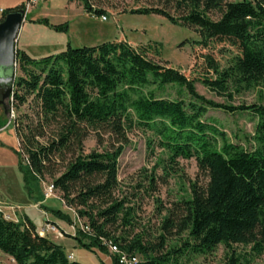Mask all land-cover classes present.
Segmentation results:
<instances>
[{
  "label": "trees",
  "instance_id": "1",
  "mask_svg": "<svg viewBox=\"0 0 264 264\" xmlns=\"http://www.w3.org/2000/svg\"><path fill=\"white\" fill-rule=\"evenodd\" d=\"M144 6L129 11L136 16H159L172 25L201 32L195 45L206 51L199 78L190 79L179 69L160 60L158 43L133 46L115 40L98 46L67 49L39 60L17 51L22 76L11 90L10 106L20 108L29 100L35 104V121L19 132L18 152L26 160L19 169L28 194L32 181L50 178L67 207L85 220L84 228L71 236L77 245L93 253L109 254L112 264L119 258L106 243L121 252L141 256L140 264H178L180 254L209 255L219 246L250 248L264 254V105L218 104L201 96L196 83L232 101L234 96L260 89L264 101V0H143ZM78 3L84 13L97 19L104 10L91 0ZM20 6L5 10L3 18ZM58 33L69 24L51 25L48 19L35 22ZM216 54L226 59L223 66ZM170 91H174L176 97ZM211 110L227 114H251L258 119L254 146L233 143L214 120ZM6 123L0 120V129ZM50 134L48 142L40 138ZM138 130L147 137L150 149L167 156V174L179 169V160L195 159L208 182L196 183L190 196L175 204L162 223L165 234L159 243H145L131 236L135 208L127 197L117 195L119 158L129 144V133ZM21 131V130H20ZM27 131V132H25ZM90 132L107 134L113 144L84 154ZM69 156V157H68ZM20 157V159H21ZM26 162V166L22 165ZM65 171L58 176L57 166ZM154 187L155 179L152 178ZM37 187V186H35ZM38 203V201H37ZM43 211L70 225L73 220L61 210ZM186 236L181 250L168 248V237ZM0 252L16 264H81L70 260L64 248L42 237L36 225L25 217L7 220L0 212ZM245 257L232 251L228 264H243Z\"/></svg>",
  "mask_w": 264,
  "mask_h": 264
},
{
  "label": "rangeland",
  "instance_id": "2",
  "mask_svg": "<svg viewBox=\"0 0 264 264\" xmlns=\"http://www.w3.org/2000/svg\"><path fill=\"white\" fill-rule=\"evenodd\" d=\"M48 1L0 0L8 9L24 5L29 10L27 21L21 30V34L23 33L21 43L28 46V53L34 59L51 56L55 49L65 51L68 45L72 48H81L98 46L115 40H126L136 47L147 43L160 44L161 62L179 69L190 79L199 78L203 70V55L206 51L195 45L196 41L201 40V32L192 27L172 25L159 16L130 15V10L144 6L143 0H91L96 8L104 10V16L107 18L105 21L86 15L78 3L71 7V11H68V20L57 21V16L52 14L53 5L48 8ZM55 2L61 6V4H67L68 0H55ZM47 14L50 16L51 23L54 24L69 21L68 34L58 33L49 27L35 23L45 18ZM58 40L64 42L63 48ZM47 50L48 52H45ZM216 58L223 66L226 64L225 58L217 54ZM21 76L17 66L16 80ZM196 89L201 96L218 104L264 105L260 89L243 92L234 96L232 101L217 96L199 82L196 83ZM170 92L173 97H176L174 91ZM10 95L11 93L8 92L0 102V120L6 121L2 126L3 131L0 132V207L5 216L16 223L28 217L36 225L38 233L44 232L45 237L64 248L70 260L81 264H112L109 254L105 255L97 250L93 253L88 252L71 238L76 235L77 228L85 226V220L79 219L76 212L67 207L58 190L55 189L52 195L46 196L48 187L53 184L50 178L39 183L32 181L33 195L28 194L24 176L19 169L20 161L22 158L26 160L27 156L21 157L18 152L22 146V130H26L30 123L29 119L35 121V104L29 100L18 109L10 106L8 113L7 107L12 102ZM206 119L214 120L233 143L245 148L254 146L252 138L258 123L257 117L251 114L230 115L221 110H211ZM19 132H22V136ZM49 138L50 134L46 130L45 136L40 138L39 142L45 144ZM128 138L129 144L119 158L120 188L117 195L121 198L127 197L129 205L135 208L134 227L129 229L131 236L139 235L145 243L158 244L159 237L165 234L162 223L169 212L175 209V204L189 198L192 184L204 186L208 180L199 171L195 159L179 160L178 171L174 174L170 171V174H167L165 171L167 162H162L167 159V156L157 147L150 149L143 132L135 130L129 133ZM112 144L113 140L109 135L104 134L99 137L97 133L90 132L84 142L83 151L86 155L94 150L102 152ZM22 165L25 167L26 162L22 161ZM57 169L58 176L65 171L62 163H59ZM152 178L155 179L154 187ZM42 207L61 210L72 218L74 225L45 213ZM168 239V248L163 252L164 254L173 248L176 250L184 248L186 236L168 237ZM232 251L237 256L246 258L242 260L243 264H264V254L257 257L251 254L250 248L238 246H234L233 250L219 246L215 252L205 256L192 253L180 254L177 259L178 264H228ZM139 259L143 261L141 256ZM0 264L16 263L0 252Z\"/></svg>",
  "mask_w": 264,
  "mask_h": 264
},
{
  "label": "water",
  "instance_id": "3",
  "mask_svg": "<svg viewBox=\"0 0 264 264\" xmlns=\"http://www.w3.org/2000/svg\"><path fill=\"white\" fill-rule=\"evenodd\" d=\"M26 17L27 9H19L0 22V102L16 81L17 42Z\"/></svg>",
  "mask_w": 264,
  "mask_h": 264
},
{
  "label": "crops",
  "instance_id": "4",
  "mask_svg": "<svg viewBox=\"0 0 264 264\" xmlns=\"http://www.w3.org/2000/svg\"><path fill=\"white\" fill-rule=\"evenodd\" d=\"M35 1H40L41 2V0H35ZM48 3H49V6H48V8H51V5H53V8H52V14L53 15H56L57 17V21H60V20H63V19H65V20H68L67 19V13H68V11H71V7H74V6H76V4L75 3H69V2H67V4H61V6H60V4H56V2H55V0H49L48 1ZM0 9H2V10H8V8L7 7H5L3 4H2V2H0ZM84 12V11H83ZM27 13H29V10L27 9ZM50 16H49V14H47L46 15V17L45 18H43V19H48L49 20V22H50V24L51 25H61V24H64V23H68L69 24V21H65L64 23H60V24H54V23H51V21H50ZM33 20V19H32ZM27 21V20H26ZM26 21H25V23H26ZM24 23V24H25ZM59 23V22H58ZM24 24H23V26H24ZM70 25V24H69ZM23 28V27H22ZM69 31V30H68ZM63 34H68V32L67 33H63ZM22 36H23V33L21 34V32H20V35H19V39H18V42H17V51H23V52H25L28 56H30L29 55V53H28V46H26V45H23L22 43H21V39H22ZM59 41V40H58ZM60 43H62L60 46H61V48H63V46H65L64 45V42L63 41H59ZM58 42V43H59ZM63 50L64 49H59V50H54V51H52L53 52V54L52 55H57V54H59V53H61V52H63ZM45 52H48V50L47 51H45ZM46 55H47V53H45ZM45 55V56H46ZM31 57V56H30ZM32 58V57H31ZM34 59V58H33Z\"/></svg>",
  "mask_w": 264,
  "mask_h": 264
},
{
  "label": "built area",
  "instance_id": "5",
  "mask_svg": "<svg viewBox=\"0 0 264 264\" xmlns=\"http://www.w3.org/2000/svg\"><path fill=\"white\" fill-rule=\"evenodd\" d=\"M5 14V10L0 9V19L4 16ZM101 20L105 21L107 18L105 16H102L100 18ZM12 101V100H11ZM2 129V128H1ZM0 132L3 131V129ZM6 129V127L4 128V130ZM55 186L52 184L51 186L48 187L46 196H50L53 194L54 190H55ZM0 212H2L4 214V211L2 210V208L0 207ZM4 217L9 220V217L5 216ZM56 227V226H55ZM83 230L85 231H89L88 228H84L82 227ZM40 236L45 237L44 232L39 233ZM109 247L110 253L114 256H117L119 258V262L120 264H140V259L137 256H131L128 254H125L123 252H121V250L119 249V247L113 243H106Z\"/></svg>",
  "mask_w": 264,
  "mask_h": 264
}]
</instances>
